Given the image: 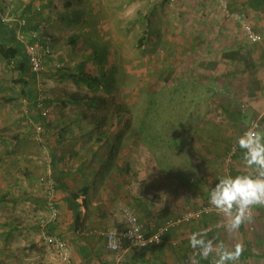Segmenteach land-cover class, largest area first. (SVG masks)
<instances>
[{"label": "rangeland", "instance_id": "1", "mask_svg": "<svg viewBox=\"0 0 264 264\" xmlns=\"http://www.w3.org/2000/svg\"><path fill=\"white\" fill-rule=\"evenodd\" d=\"M7 2L4 12L19 14L23 5L30 1ZM228 2H237L240 8V0ZM59 3L64 10L65 0ZM95 3L94 20L89 22L86 15L87 24L76 17L74 22L65 19L60 22L57 13L59 18L43 27V37H46L47 28L60 35L79 32L82 37L79 46H60L53 59L60 55L70 66L82 65L84 69L87 64L88 69L102 66L106 73L99 93L120 99L132 113L120 154L132 155L130 185L134 191L140 195L149 193L145 183L156 184L160 166H164L168 170L167 177L179 176L189 183L197 191L196 202L202 204L209 199L218 177L245 174L234 172V168L242 165L246 167V173H250L253 169L248 168L243 159H236L239 153L236 140L255 119L252 108H259L258 104H261L264 109L262 46L249 42L240 25L225 19L216 0H95ZM40 5L36 3V6ZM66 11H69L67 6ZM256 32L264 37L263 32ZM95 50L99 60L92 58ZM87 54H90L89 59L85 58ZM0 63L4 79L12 81L15 70L5 61ZM61 85L69 92L77 90L70 81ZM47 86L49 89L58 87L55 81ZM11 88L14 94L15 87ZM9 89L0 94H8ZM227 105L238 113L239 118L242 116V127L231 126V115L225 111ZM242 105L247 107L245 114L240 110ZM78 111L76 107L64 111L70 117L69 123L75 122L72 127H64L66 134L77 126L80 131H89L87 122L76 121ZM59 116V112H55V117ZM13 117L7 116V119ZM227 132L232 134L231 142L225 140L224 134L221 138V133ZM211 133L219 136L215 138L218 142L210 140ZM14 134V131H5L1 135L11 138ZM235 147L236 155L228 164V154ZM3 148L4 151L13 150L9 144ZM148 162L151 164L149 169L146 168ZM39 187L45 204L42 180ZM30 202L33 201L23 200L15 205L0 203V264H52L49 260H52L53 252L44 245L37 223L39 216L44 214L45 205L33 202L34 206ZM119 207L128 205L123 203ZM246 225L242 227L244 233L250 231ZM241 229L236 232L220 230L230 237L228 243L237 244Z\"/></svg>", "mask_w": 264, "mask_h": 264}, {"label": "crops", "instance_id": "2", "mask_svg": "<svg viewBox=\"0 0 264 264\" xmlns=\"http://www.w3.org/2000/svg\"><path fill=\"white\" fill-rule=\"evenodd\" d=\"M7 1L12 0H0V14L4 12V8L8 4ZM59 1L63 0H45L42 2L44 7L47 8L46 12L50 10L46 14L49 16L48 18H45L44 15H35L33 17L34 13L28 11L30 19L28 26L23 29L15 23L4 25L0 22V44L6 47L11 46L14 44V41L18 40L17 35L20 31L29 32L32 29L38 28L44 31L43 27L49 26V23H54L55 18L58 19L60 16L59 20L61 22L64 15L70 14L72 11H76V9L80 10L79 12L76 11L80 14L78 21H83L85 24H87L86 15H88L90 22V16L96 15L97 13L95 0H83L79 3L74 0L73 5L66 12L65 8L69 1L65 0L64 10L60 7L61 3ZM252 1L253 7H250L249 0H240V8L247 10L246 12L254 28L264 34V0ZM27 3L25 6L23 5L20 10L21 13L18 15L21 16L28 10L29 4L27 5ZM36 3L38 2L33 1L34 6ZM57 13H59V16ZM66 20L74 22L77 18L76 20L69 18ZM60 22L58 23L60 24ZM49 29L47 28V32H45L46 37H43V42L51 43L54 48V53L47 60L44 72L38 75L34 74L35 77L32 75L30 78L29 76H22L21 73L14 71L13 80L9 81L4 79L0 68V92L15 87L14 94L12 88L9 89L10 92L8 94L6 92L0 94V97H3L0 98V128H3V130H0V188L3 189V194H17L22 198L18 203L26 200L33 201L34 203L39 202L41 206L43 203V195L39 184L43 178L51 177L53 173L51 159H60L62 160L60 162L61 168L67 172L68 185H71L69 189L80 190L84 187L89 188V194L81 196L77 201L80 206L79 213L81 212V219L78 226H75L74 223L76 214L71 209V199L63 193H56L58 205L60 206V220L58 226L55 227V233L69 244L72 264H212L214 255L204 258L190 246L192 233L205 230V228L201 229V224H193L195 222L170 230L164 238V244L160 246H153L148 250L126 248L120 253L108 251L106 238L101 232L110 227L125 228L122 215L119 216L121 209H123L119 206L124 202L119 200L112 203L109 200V196L103 191V186L99 183L97 186L92 187L95 178L93 172H98L99 169L97 165L91 171L89 168L92 167L91 161L96 156L95 153L100 149L99 144L91 136L92 126L86 123L89 127V131L86 133L80 131L79 128L78 130L69 131L67 134H64L62 131L64 127L67 129L75 124V122L69 123L70 117L68 118L64 114V111L70 107L79 109L75 114L77 116V122H85L84 120H86L85 118L81 120L82 116L79 115L80 111L84 110L83 107L70 104L65 106L62 104V100H64L67 94H86L87 92L90 93V91L83 90L82 87L86 86L81 85L80 87L77 86L75 92H69L61 83L70 80H66L61 75L55 77L59 71L56 70L58 69V65L61 68L75 69L76 72L89 73L98 78H101L106 73V70L102 66L97 69L93 67L88 69V64L86 65L87 69H84L82 65L79 67L70 66L60 55L53 59L58 47H65L73 38H76V43L69 44L70 47H78L82 37L78 34L79 32H74L71 35H60L58 32H51ZM86 30L89 31L90 28L88 27ZM18 43L24 58H26L23 45L19 40ZM23 56L21 55V57ZM20 59L18 60L20 61ZM0 61L7 63V60L2 56L1 52ZM254 61L255 63L257 62L256 59ZM88 62L90 63L91 61ZM96 70L97 73L94 74ZM50 75H53V77ZM40 78H42V84H40ZM53 81L56 82L57 86L60 85L53 89L47 88V84ZM258 107L254 106L252 108L254 112L253 117L255 119L259 117L258 119L261 120L260 128L264 129V109L261 104H258ZM43 108L50 113L49 118H43L41 116ZM225 111L231 115V126L232 124L237 128L243 126L240 122L242 117L240 114L241 117L239 118L238 113H235L234 109L229 108L228 105ZM6 112L10 114L7 115ZM55 112H59L60 116L55 117ZM12 115H14L12 119H7V116L11 117ZM65 119L68 120L64 122ZM39 124H42L44 128H49V135L44 136L41 134L38 135V132L36 133V127ZM5 131L9 133L14 131L15 136L11 138L3 137L1 134ZM211 134L212 137L210 140L218 142L215 138H219V136L215 137L216 134ZM223 134L225 135V140L231 142L232 134L229 132L227 134L221 133V138H223ZM207 138H205V143ZM5 144H9L13 150H2ZM81 144L89 145L81 146ZM6 159H12V161L7 162ZM148 159L152 158L148 157ZM236 159H243L240 149ZM150 165V162H148L146 168L149 169ZM245 168L242 165L240 168H234V172L247 174V169ZM160 169L161 173H158L159 178L157 181L156 179L154 181L156 184L151 185L150 182L145 183L148 185L149 192L145 194L146 196L135 192L133 186L128 189L133 196L131 200L132 206L128 207L135 212H139L140 222L147 234L155 232L168 220L181 215L186 210L185 208L195 209L201 205L195 200L198 198L197 191L189 183L183 181L179 176L167 177L168 170L164 166H160ZM174 171L175 168L171 172L173 173ZM152 189H154L153 194ZM192 199L193 202L191 203ZM84 201L87 203L86 206L83 204ZM33 202H30V204H34ZM34 206L36 205L34 204ZM253 222L256 225L255 230L247 233H244L243 230L240 233L238 231L239 241L237 243L243 244L244 251L236 264H264V206H257ZM213 223L211 225L213 226L212 231L207 232V239H212L215 242H223L224 239L223 243L227 247L233 248L235 244L228 243L225 237L221 236L222 240L220 241L216 232H213L218 229L214 227L215 221ZM244 225L246 224L243 223L240 228ZM223 235L225 234L223 233ZM53 255L52 260H49L50 263L58 264L54 252Z\"/></svg>", "mask_w": 264, "mask_h": 264}, {"label": "trees", "instance_id": "3", "mask_svg": "<svg viewBox=\"0 0 264 264\" xmlns=\"http://www.w3.org/2000/svg\"><path fill=\"white\" fill-rule=\"evenodd\" d=\"M33 1L41 3L40 6H34ZM43 1L45 0H30L29 8L22 16H25L27 19V22H29V12L34 13L33 17L35 15L41 16L44 15L45 18H48L49 16L46 15V9L43 5ZM67 7H71L73 5L74 0H68ZM78 3L83 0H76ZM35 3V2H34ZM253 1L249 0V6L253 7L252 5ZM237 2L231 3L230 9L231 11H241L244 12L246 17L248 18L247 10L241 9L237 6ZM32 6V7H31ZM39 8V9H38ZM78 12V11H77ZM76 11H72L70 14L64 15L63 19H73L76 17H80V14H78ZM67 17V18H66ZM90 19L94 20L95 15H91ZM1 22V20H0ZM2 24V22H1ZM28 26V23H27ZM26 26V27H27ZM253 27V26H252ZM254 28V27H253ZM39 29V28H38ZM38 29H32V31L38 30ZM255 30V28H254ZM31 31V30H30ZM256 31V30H255ZM11 46L6 47L3 44H0V52L2 56L7 60V65L10 67L12 66V61L15 62V66L12 69H15L16 72H19L22 74V76H29L30 78L32 75L35 77V74L30 70V65L28 63L27 58H24L23 53L21 52L18 40L13 42ZM76 43V38H73L71 41H69V44ZM258 45V44H257ZM262 46V45H260ZM264 49V47L262 46ZM95 49V48H93ZM91 54V53H90ZM90 54H87L85 58L89 59L88 56ZM98 51H94V60L98 59ZM21 55L23 57H21ZM19 58L20 61L18 60ZM91 58V59H92ZM84 59V58H83ZM58 71V74L55 75V77H58L61 75V77L65 78L66 80L72 81L76 86L80 87L81 85H85L90 93L86 94H67L64 98L63 105H78L80 107H83L84 110L80 111L79 115L82 116V119L85 122L89 123L90 126H92V137H94L97 144H99L100 149L95 153L96 156L91 161V166L89 170L91 171L94 169L93 167L97 165L99 171H94V180L92 187H95L99 184L103 186V191L106 193V195L109 196V200L114 203L119 200L124 202L125 205L132 206V193L128 190L131 188L132 185L130 180L131 171H132V165H131V157L132 155L127 153L120 154L122 152V145L124 143V140L126 138L127 129L129 128L130 121L132 119V113L130 112L129 108L126 104L122 103L120 99L115 98H108L102 96V94L99 93L103 79L105 74L101 78L95 77L89 73L84 72H76L75 69L72 68H58L56 69ZM35 74V75H34ZM56 74V73H55ZM51 76V75H50ZM53 77V75L51 76ZM43 106V104H42ZM43 111L41 112V116ZM101 112L100 115L98 113ZM103 113V114H102ZM43 117V116H42ZM80 121V120H79ZM83 122V121H81ZM78 130V127L76 128ZM44 131V132H43ZM43 133L42 135H49V128H44L43 126ZM64 134H66V130L64 128L62 129ZM62 134V133H61ZM143 135V133H140V136ZM220 156V155H219ZM53 159V161H52ZM51 159V165L53 169V173L51 174V179L54 184L55 194L56 193H63L66 196H69L71 199V209L75 212V218L74 223L75 226H78L80 223V217L81 212L79 213V203L77 202L81 196L88 195L89 194V188L84 187L80 190H70L69 187L71 185H68L67 180V172L61 168L60 162L62 160H58L55 158ZM42 186L44 189V196H45V210H46V196H47V184L45 180L42 181ZM22 198H20L17 194L12 193H6L0 196V203L9 202L11 204H17L19 201H21ZM57 200V197H56ZM85 206L87 203L84 201L83 203ZM57 206L60 212V206L58 205L57 200ZM139 211V210H138ZM136 214L139 218L140 214L136 211ZM60 220V215L58 221L51 225L48 228V233L55 235V227L58 226ZM140 221V218H139ZM215 221V224L217 222V219L215 217H209L206 216L202 219V221L195 222L193 224H201V229L210 227L213 225ZM141 223V222H140ZM142 224V223H141ZM245 224H247L245 222ZM242 226V225H241ZM256 228V225H255ZM254 228V230H255ZM199 229V228H198ZM241 229V228H239ZM250 229V228H249ZM243 230V228L241 229ZM253 231V230H250ZM214 233L218 235L220 241L221 236L225 237V240L228 242V234L223 235L222 230H214ZM57 235V234H56ZM224 242V239H223ZM143 250V249H142ZM148 250V249H145Z\"/></svg>", "mask_w": 264, "mask_h": 264}, {"label": "built area", "instance_id": "4", "mask_svg": "<svg viewBox=\"0 0 264 264\" xmlns=\"http://www.w3.org/2000/svg\"><path fill=\"white\" fill-rule=\"evenodd\" d=\"M219 7L222 9L224 18L231 20L240 25L243 33L247 37L248 41L253 44L262 45L264 47V37L257 33L252 27L249 19L246 17L244 12L231 11L228 0H216ZM39 9V8H38ZM0 20L2 24H17L20 28L27 26V19L25 16L15 15L11 12H3L0 14ZM19 42L23 45L25 56L30 65V70L35 74H41L46 69L47 60L53 56V47L50 43L43 42V32L41 29L29 32L20 31L17 35ZM16 61H12L11 67L13 68ZM58 68L60 65L57 66ZM246 105L241 106V112L245 114ZM49 112L44 110L42 113L43 118H47ZM253 124H261L260 119H253L247 130L252 127ZM38 134L43 131V125L39 124L36 127ZM246 130V131H247ZM236 155V147L228 154L226 162L230 164ZM45 180L48 190L46 196V210L45 213L39 216L37 223L41 232V239L46 247L51 249L55 253V259L58 264H72L71 250L69 244L57 235L48 233V228L55 224L59 219V209L57 206L56 194L54 189L53 181L50 177L43 178ZM256 207L251 210V220L246 221L250 230H254L255 224L253 222L256 213ZM123 222L125 228L121 227H110L101 232L106 238V245L109 252L120 253L126 248L130 249H149L153 246H160L164 244L166 234L172 230L177 229L181 226L199 222L204 217H215L217 222L214 227L225 223V218L219 215L216 210L210 205L209 199L202 203L195 209H191L183 212L176 218L168 220L164 225L160 226L155 232L147 234L144 231L143 225L140 223L136 212L125 207L121 209ZM213 226L207 227V232L212 231Z\"/></svg>", "mask_w": 264, "mask_h": 264}, {"label": "clouds", "instance_id": "5", "mask_svg": "<svg viewBox=\"0 0 264 264\" xmlns=\"http://www.w3.org/2000/svg\"><path fill=\"white\" fill-rule=\"evenodd\" d=\"M236 143L246 166L254 171L218 177L209 194L210 205L226 221L218 227L228 232H236L250 221L254 207L264 206V129L253 124L237 137ZM190 246L204 258L214 255L212 264H236L244 251L242 243L229 248L223 242L207 239V230L192 233Z\"/></svg>", "mask_w": 264, "mask_h": 264}]
</instances>
